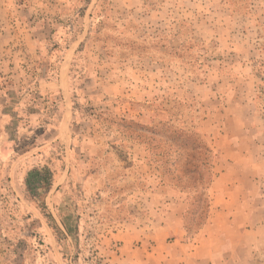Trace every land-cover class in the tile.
<instances>
[{
    "label": "rangeland",
    "instance_id": "1",
    "mask_svg": "<svg viewBox=\"0 0 264 264\" xmlns=\"http://www.w3.org/2000/svg\"><path fill=\"white\" fill-rule=\"evenodd\" d=\"M0 264H264V0H0Z\"/></svg>",
    "mask_w": 264,
    "mask_h": 264
},
{
    "label": "trees",
    "instance_id": "2",
    "mask_svg": "<svg viewBox=\"0 0 264 264\" xmlns=\"http://www.w3.org/2000/svg\"><path fill=\"white\" fill-rule=\"evenodd\" d=\"M51 179L52 173L50 172V170H35L29 174L27 185L29 190L35 195L39 193L41 195H45L49 193L52 188ZM53 229L56 230V232H60L59 229H57L55 226H53Z\"/></svg>",
    "mask_w": 264,
    "mask_h": 264
},
{
    "label": "bare ground",
    "instance_id": "3",
    "mask_svg": "<svg viewBox=\"0 0 264 264\" xmlns=\"http://www.w3.org/2000/svg\"><path fill=\"white\" fill-rule=\"evenodd\" d=\"M67 63V62H66ZM64 73L67 71V66H65V69L63 70ZM66 76V75H65ZM64 77V76H63Z\"/></svg>",
    "mask_w": 264,
    "mask_h": 264
}]
</instances>
